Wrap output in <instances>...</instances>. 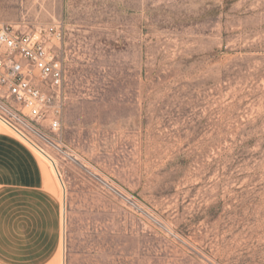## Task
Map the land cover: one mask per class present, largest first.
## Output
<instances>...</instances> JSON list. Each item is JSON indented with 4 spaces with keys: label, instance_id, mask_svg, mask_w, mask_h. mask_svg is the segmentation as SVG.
Instances as JSON below:
<instances>
[{
    "label": "rangeland",
    "instance_id": "rangeland-1",
    "mask_svg": "<svg viewBox=\"0 0 264 264\" xmlns=\"http://www.w3.org/2000/svg\"><path fill=\"white\" fill-rule=\"evenodd\" d=\"M1 23L61 63L59 148L32 139L65 264H264V0H0Z\"/></svg>",
    "mask_w": 264,
    "mask_h": 264
},
{
    "label": "crops",
    "instance_id": "crops-1",
    "mask_svg": "<svg viewBox=\"0 0 264 264\" xmlns=\"http://www.w3.org/2000/svg\"><path fill=\"white\" fill-rule=\"evenodd\" d=\"M63 214L52 170L0 128V264H63Z\"/></svg>",
    "mask_w": 264,
    "mask_h": 264
},
{
    "label": "built area",
    "instance_id": "built-area-1",
    "mask_svg": "<svg viewBox=\"0 0 264 264\" xmlns=\"http://www.w3.org/2000/svg\"><path fill=\"white\" fill-rule=\"evenodd\" d=\"M63 83L61 63L44 40L0 24V123L26 143L35 137L59 148ZM41 122H48L52 138Z\"/></svg>",
    "mask_w": 264,
    "mask_h": 264
},
{
    "label": "bare ground",
    "instance_id": "bare-ground-1",
    "mask_svg": "<svg viewBox=\"0 0 264 264\" xmlns=\"http://www.w3.org/2000/svg\"><path fill=\"white\" fill-rule=\"evenodd\" d=\"M43 139V138H41ZM44 140V139H43ZM45 141V140H44ZM28 145L34 150V153L36 152V154L39 156L40 158V161H41V164L43 166V168H49L51 169L53 172H55V161L54 159L52 158V156L46 152L44 149H42L40 146H38L32 139L28 138V141H27ZM55 168V169H54ZM60 190V189H59ZM63 190V189H61ZM60 190V191H61ZM63 192V191H62ZM65 193V191H64ZM61 195V194H60ZM65 200V199H64ZM63 201V200H62ZM65 205V203H64ZM65 213L63 214V217H62V222L65 226ZM65 229V227H64ZM65 262V255L64 257H62V262ZM63 262V264H64Z\"/></svg>",
    "mask_w": 264,
    "mask_h": 264
}]
</instances>
